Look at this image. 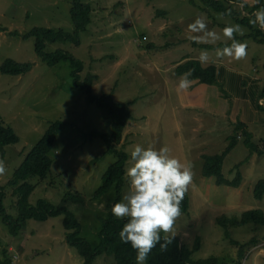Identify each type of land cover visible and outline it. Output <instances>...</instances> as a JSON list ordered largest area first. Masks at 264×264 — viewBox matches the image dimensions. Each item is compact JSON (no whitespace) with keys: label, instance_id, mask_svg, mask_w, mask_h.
I'll list each match as a JSON object with an SVG mask.
<instances>
[{"label":"rangeland","instance_id":"374dc122","mask_svg":"<svg viewBox=\"0 0 264 264\" xmlns=\"http://www.w3.org/2000/svg\"><path fill=\"white\" fill-rule=\"evenodd\" d=\"M88 1L92 10L88 36L87 31L82 32L79 45L47 43L45 50L63 49L80 59L84 66L80 77L89 72L95 74L92 87L95 96L105 93L115 102H131L129 109L133 118L126 122L119 144L115 145L116 149L128 154L125 169L129 153L136 144L167 145L172 155L182 162H191L193 179L187 191L190 205L188 213L176 219V237L187 248L193 247L196 238L200 240V249L192 256L194 260L215 257L219 262L231 264L233 258L238 257L239 246L232 245L216 220L224 215L239 218L250 209L264 212V197L256 199L253 196L257 181L264 180V155L249 154L247 148L239 144L242 142L226 155L222 166L225 177L232 178L234 165L240 163L242 181L236 188L217 185L215 177L203 176V156L221 153L234 125L225 118L227 103L216 99L217 91L221 92V97L225 96L220 88L201 83L205 91L198 92V84L194 81L188 90H179L180 76L175 74L174 68L198 54L202 66L216 59L221 63L217 51L223 48L197 46L231 45L235 39L225 37L222 26L236 25L233 18L205 9L201 0H195L198 7L191 5L189 0ZM239 1L235 9L241 10V5L250 7L254 3V0ZM70 8L71 0H0V25L7 27L0 32V65L7 58L32 64L20 75L0 73V123L12 127L19 138L17 144L4 147V158L0 152V160L6 167L5 173L0 175V185L7 183L48 126L54 121L63 122L50 154L51 173L35 186L28 202L35 205L39 199H46L54 206L67 207L81 224V237L96 247L102 225L100 218H107L111 206L117 202L115 188L98 200L92 199L102 183V175L115 160L114 155L106 152L107 146L100 137H90L95 130L109 131L107 117L73 86L72 68L67 62L48 65L37 57L32 38L21 40L8 34L14 30L26 32L35 26L72 32ZM197 17L204 18L207 30L217 33L219 39L213 41L203 32H189L188 25ZM13 18L18 21H9ZM239 27L242 32L233 37L248 33V28ZM235 41L249 44L246 56L250 62L264 51V47L251 39L241 37ZM204 55L207 59H202ZM213 93L216 98L211 100L209 95ZM192 94L201 95L206 108L182 105V100H192ZM194 98L197 103L198 98ZM261 105L264 107L263 99ZM211 106L215 114L208 111ZM258 137L264 139V130ZM259 146L264 148L262 144ZM124 189L121 198L128 186ZM5 192L6 212L16 217L12 188L5 186ZM70 194L83 196V205L74 203ZM22 233L26 238L12 239L4 233L0 223V258L1 251L8 248L12 264H85L67 243L68 231L62 215L45 221L27 220ZM230 234L240 244L251 241L244 246L241 264H264V225L231 228ZM93 264H115V260L102 255Z\"/></svg>","mask_w":264,"mask_h":264},{"label":"trees","instance_id":"16d2710c","mask_svg":"<svg viewBox=\"0 0 264 264\" xmlns=\"http://www.w3.org/2000/svg\"><path fill=\"white\" fill-rule=\"evenodd\" d=\"M189 1L191 5L198 7L195 0ZM201 2L205 6V9L208 8L214 13L231 17L236 25L248 28L249 31L247 34L240 37L234 35L233 39L240 40L242 37L243 40L251 39L259 44L264 43V28L262 29L258 23H252L255 19L254 13L263 8V0H254V3L250 7L241 5V10L235 9V7L238 8V3H241L239 0H201ZM91 11V5L88 0H71L70 19L73 24L72 32H67L62 28L35 26L28 29L26 32L21 33L14 30L12 33L9 32L8 34L19 37L21 40L32 38L34 41L33 48L37 57L48 65L67 62L72 68L70 76L73 86L84 93L86 101L89 104H94L104 112L107 117L109 131L102 132L100 130H95L90 133V137L91 139L97 136L100 137L107 146L106 152L114 155L115 160L102 175V183L94 192L92 199L98 200L112 188H115L117 193L116 201H118L121 199V194L125 190L124 188L128 186L125 180V166L128 160V154L123 150L116 149L115 145L119 144L126 122L133 118L129 109L131 102H115L111 95L105 93L95 96L92 93L95 75L87 73L83 78L80 77L79 72L82 71L84 67L80 59L63 49H58L54 52L45 50L47 43L71 42L74 45H79V35L86 31L87 36L89 34V30L87 29L88 25L91 23ZM159 13L165 14V12ZM26 19L29 20L28 15H26ZM9 21L17 22L18 20L13 18ZM222 27L225 28L226 25ZM6 28L7 27L0 25V32L6 31ZM236 37L238 38L236 39ZM225 46H228V44L221 43L218 46L199 45L197 47L215 49L224 48ZM197 57L201 59L199 54ZM200 59L191 58L179 63L174 69L175 74L180 76L182 73L191 70V78L194 79L195 82L208 85L216 84V66L213 63L202 66ZM31 66L32 64L29 62L20 63L11 58H7L0 65V73L4 75H20L27 72ZM259 97L264 100V85L261 87ZM258 107L264 108L262 105H258ZM62 124L63 122L61 121L52 122L41 139L32 147L19 166L13 171L7 183L5 185H0V223L4 233L12 239L24 237L22 229L27 220L45 221L50 217L62 215L64 216V227L68 231L66 236L67 243L83 258L85 264H93L97 257L102 255L112 256L115 260V264H135V251L129 244L122 243L118 236L119 230L125 221L117 219L111 212H109L107 218H100L102 225L99 231V243L96 247H93L89 241L81 237V224L75 214L68 210L67 207L63 205L54 206L46 199H39L35 205H31L28 202V197L35 186H38L39 183L45 180L51 173L53 160L50 154ZM233 125V130L228 136L229 142L225 149L219 154L203 156L204 165L202 175L205 177H215V183L217 185H227L236 188L242 181V176L238 169L240 163L234 165L231 172H234L232 178H228V176L225 177L222 173V166L226 155L239 142H242L251 155H262L264 154V149L260 148L252 141V135L247 130L245 124L237 121ZM239 137L240 139H238ZM18 142L19 138L13 128L4 126L0 123V152L3 158L5 153L4 147L17 144ZM34 180L38 182L34 183ZM5 186L12 188L15 197L14 209L17 212L16 217L7 214L4 207V199L6 197ZM253 196L256 199H262L264 197V180L257 181L254 186ZM65 199H67V197H65ZM70 199L73 200L74 203H79L81 205L84 203V197L80 194H70ZM189 205V197L186 193L181 202V213H188ZM216 222L224 228L225 236L226 238H230L232 245L239 246L238 257L233 258L231 264H241L244 246L249 245L251 241L240 244L238 241L231 238L230 229L246 225H252L253 227L263 226L264 212L261 209H250L243 212L239 218H229L224 215L219 217ZM23 240L26 241V239ZM200 246V240L198 238H196L192 248H187L180 242L179 238L176 237L174 242L168 246L167 250L162 251L157 245L150 254L148 264H227L219 262L215 257L194 260L192 258L193 253L198 251ZM0 264H12V260L8 255V248H4L1 251Z\"/></svg>","mask_w":264,"mask_h":264},{"label":"clouds","instance_id":"9594fccd","mask_svg":"<svg viewBox=\"0 0 264 264\" xmlns=\"http://www.w3.org/2000/svg\"><path fill=\"white\" fill-rule=\"evenodd\" d=\"M254 15L252 23H259L264 27V8ZM188 30L192 33L203 32L213 41L219 39L217 33L207 30L202 17H197L189 24ZM240 32L242 30L239 25H230L224 28L223 35L232 40L233 33ZM246 48V43L233 40L230 46L218 50L217 55L239 60L246 56ZM202 59H207V56H202ZM82 71L79 72L80 76ZM191 77V70L182 73L178 89L188 90L194 83ZM5 171V164L0 160V175ZM192 179L191 162H182L172 155L167 145L156 147L153 143L147 146L136 144L132 147L129 164L125 169L128 191L111 206L110 211L117 219L125 221L118 236L122 243L129 244L135 251V264H148L150 254L157 245L163 251L174 242L177 234L174 225L182 214L181 202Z\"/></svg>","mask_w":264,"mask_h":264},{"label":"crops","instance_id":"0c3cea01","mask_svg":"<svg viewBox=\"0 0 264 264\" xmlns=\"http://www.w3.org/2000/svg\"><path fill=\"white\" fill-rule=\"evenodd\" d=\"M246 45L248 47L249 44L246 43ZM260 45L264 47V43ZM190 58L200 59L197 56ZM219 60L221 63H219L218 59L211 62L216 66L217 83L210 86L220 88L225 96L221 97V92L217 91L218 94H215L217 95V98L214 93L213 96L209 95L211 100L216 98L225 101L228 106L225 118L232 122V125L237 121L245 124L247 130L252 135V141L258 146L259 144L264 145V139L258 137V134L264 130V108L262 109L258 107V105L262 104V99L259 97V93L261 87L264 85V63H262L264 60V51L256 54L255 60L252 62H250V59L247 56L239 60L234 57L223 56L219 57ZM248 70H251V73L248 72ZM197 84L198 92L205 91V89H202L203 85L201 83ZM214 92L216 93L215 89ZM199 96L201 95L197 96L196 94H192V100H182V105L190 108H197V106H199V108H206V103L203 102L201 100L202 98ZM194 97L198 98L197 103L196 101H193ZM205 99L206 96L203 97V100ZM194 103H196V105H194ZM208 111L211 112V114L216 113V110L212 106Z\"/></svg>","mask_w":264,"mask_h":264}]
</instances>
